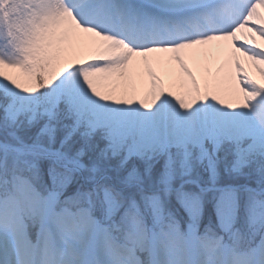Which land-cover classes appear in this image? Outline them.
<instances>
[{
  "label": "snow or ice",
  "instance_id": "6c2138e0",
  "mask_svg": "<svg viewBox=\"0 0 264 264\" xmlns=\"http://www.w3.org/2000/svg\"><path fill=\"white\" fill-rule=\"evenodd\" d=\"M0 264H264V0H0Z\"/></svg>",
  "mask_w": 264,
  "mask_h": 264
}]
</instances>
